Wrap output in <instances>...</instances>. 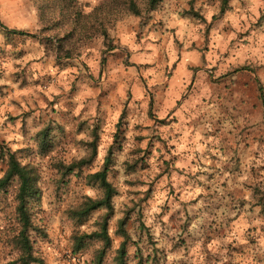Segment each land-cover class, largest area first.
Here are the masks:
<instances>
[{
	"label": "rangeland",
	"instance_id": "1",
	"mask_svg": "<svg viewBox=\"0 0 264 264\" xmlns=\"http://www.w3.org/2000/svg\"><path fill=\"white\" fill-rule=\"evenodd\" d=\"M83 12L103 0H78ZM195 10L199 15H188ZM0 153L37 173L33 254L44 264H95L102 210L68 216L99 191L86 175L111 152L116 190L101 264H116L126 216V264H264V0H161L145 22L127 14L79 55L39 39L33 0H0ZM260 88V92H259ZM49 132L47 149L39 134ZM93 160L61 174L90 154ZM6 164L0 159V177ZM63 176V177H62ZM12 181L0 191V264H19Z\"/></svg>",
	"mask_w": 264,
	"mask_h": 264
},
{
	"label": "trees",
	"instance_id": "2",
	"mask_svg": "<svg viewBox=\"0 0 264 264\" xmlns=\"http://www.w3.org/2000/svg\"><path fill=\"white\" fill-rule=\"evenodd\" d=\"M39 21L42 24L41 33L58 29L61 35L54 34L55 42L44 37L39 39L47 49L56 50V54L61 58H71L79 55L80 50L86 43L95 37H101L104 48L111 50L114 44L109 36V28L122 19L125 15L131 14L143 19L154 11L161 0H103L91 11L85 13L78 0H33ZM230 0H217L218 15H222L228 8ZM192 2V0H191ZM188 15H199L195 10L187 11ZM2 32L7 35H27L24 31L7 29L3 25ZM260 92V88H259ZM49 132L44 131L39 134V145L41 149L50 146ZM90 154L69 165L61 166V174H70L74 168H79L84 164L90 163L97 153L94 140L89 143ZM0 159H4L6 168L0 177V191L4 190L9 183L15 181L16 188L14 193V219L17 224L16 234L11 240L12 245L17 251V262L19 264H44L42 259L33 254L32 235L34 230H39L33 222L31 211L32 199L36 195L37 173L28 164H22L16 157L14 151L1 150ZM111 159V152L104 157L102 167L93 173L86 175L87 185L98 188V195L95 198L85 196L75 207L68 210V216L77 224L93 211L102 210L104 213L95 231L89 234H81L74 238L76 250H79L88 239H97L102 246L95 256V264H101L106 253V248L110 246V236L108 234V221L113 215L112 198L116 190L108 180V166ZM63 177V176H62ZM259 204L264 212V191L261 192ZM126 216L117 220L116 233L121 237V242L115 254L116 264H126V245L130 236L126 230Z\"/></svg>",
	"mask_w": 264,
	"mask_h": 264
}]
</instances>
